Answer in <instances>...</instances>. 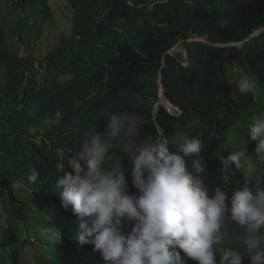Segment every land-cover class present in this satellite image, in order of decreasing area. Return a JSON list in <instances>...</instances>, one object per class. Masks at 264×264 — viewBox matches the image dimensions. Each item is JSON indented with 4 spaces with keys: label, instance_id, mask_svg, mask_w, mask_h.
<instances>
[{
    "label": "clouds",
    "instance_id": "1",
    "mask_svg": "<svg viewBox=\"0 0 264 264\" xmlns=\"http://www.w3.org/2000/svg\"><path fill=\"white\" fill-rule=\"evenodd\" d=\"M63 1L71 17L69 33H60L40 53L29 45L30 30L23 24L17 35L24 38L18 37L15 47L6 34L9 51L18 58L33 54L37 64L60 36L70 37L76 10ZM119 71H125L123 63ZM68 81L78 83L73 86L79 94L67 91ZM237 87L247 93L256 85L241 76ZM160 89L164 104L157 105ZM85 92L80 77L72 76L41 113L55 138L80 139V145L57 148L52 168L39 174L33 169L27 181H13L26 202L43 210L44 202H51L70 218L74 264H264V113L252 118L244 137L256 146L233 151L228 143L211 173L203 145L210 133L190 108L165 96L159 80L154 100L144 105L126 100L108 74L101 92ZM97 103L101 107L93 112ZM183 118L179 129L175 120ZM36 142L52 148L50 138L39 136ZM46 211L44 234L62 237ZM26 238L34 242L28 233ZM42 240L44 246L53 244Z\"/></svg>",
    "mask_w": 264,
    "mask_h": 264
},
{
    "label": "trees",
    "instance_id": "2",
    "mask_svg": "<svg viewBox=\"0 0 264 264\" xmlns=\"http://www.w3.org/2000/svg\"><path fill=\"white\" fill-rule=\"evenodd\" d=\"M66 1L76 10L73 32L60 36L37 64L33 54L18 58L9 51L0 21V217L5 222L0 249H9L14 264L20 263L26 244L34 264H74L78 258L69 244L70 218L51 202H44V210L26 202L13 187L16 178L27 181L33 169L39 174L57 164V148L80 145V139L67 143L55 138L41 116L49 111L54 91L72 76L80 77L88 94L101 92L108 74L111 86L140 105L154 100L159 80L165 96L185 111L190 108L210 133L203 145L211 173L221 164L219 157L226 156L231 131L244 132L258 110L264 113L256 108V96L264 99V0ZM27 2L41 5L43 17L49 18L48 0H0V7L19 14ZM16 20L18 34L23 16ZM18 37L24 38L22 33ZM180 42L185 56L168 54ZM235 66L244 69L258 94L239 91ZM100 107L97 103L93 112ZM184 123V118L175 120L179 129ZM39 136L50 138L52 148L39 147ZM46 210L62 237L44 234ZM24 231L40 240L37 249L23 238ZM43 237L53 244L44 246Z\"/></svg>",
    "mask_w": 264,
    "mask_h": 264
},
{
    "label": "rangeland",
    "instance_id": "3",
    "mask_svg": "<svg viewBox=\"0 0 264 264\" xmlns=\"http://www.w3.org/2000/svg\"><path fill=\"white\" fill-rule=\"evenodd\" d=\"M26 8L25 11L18 10L13 11L12 9H6L3 5L0 7V21L3 31L7 34L8 40L11 43L12 47H15V44L18 39L17 33L14 32V26L16 25L17 20L15 21V18L18 15L23 16L22 23L26 27V31L30 30L28 43L30 46H34L37 52L43 53L46 50V45L50 41H52L54 38H57L60 33H69L70 31V13L65 8V2L63 0H48L47 7L50 10L49 18L45 19L43 17V13L40 11L41 5L38 4H31L30 2H27L25 4ZM28 29V30H27ZM37 35H39V38H37ZM243 43L239 44L240 47H242ZM171 54H177L181 53L183 56H185L184 49L182 43H178L175 45L171 51ZM232 71L236 73V75L239 76H247L244 72V69L235 66L232 68ZM248 77V76H247ZM250 78V77H248ZM250 80H252L250 78ZM253 81V80H252ZM78 84L75 81H68L67 82V91L73 93V94H79L80 88H77L73 85ZM256 85V84H255ZM254 91L256 94H258L257 87L254 88ZM257 102L256 106L257 108H263L264 110V99L259 100V98L256 96ZM164 104L163 101V90L160 89L159 92V101L157 105ZM155 106L156 110L159 106ZM168 104H165V106ZM146 107H149V105H146ZM154 107V108H155ZM261 110H258L257 114L253 115L254 117H257L260 114ZM260 117H264V114H261ZM252 119L248 122V124L243 129L239 130H232L229 134V147L231 150H243V151H251V146H256V144H252L248 142L244 137L248 136V126L251 123ZM242 132V133H240ZM240 133L241 135H238ZM1 217H0V237L2 235V230L5 227V222L1 223ZM26 232H28L26 230ZM26 232H23V238H26ZM31 237L33 238V250L37 249V241L38 239L31 234ZM36 240V242H35ZM49 244V243H48ZM27 245V244H26ZM30 249L29 245L21 248V254L19 255V264H34L36 261L35 256H29ZM11 252L9 249L3 250L0 249V264H14V261L11 257Z\"/></svg>",
    "mask_w": 264,
    "mask_h": 264
}]
</instances>
